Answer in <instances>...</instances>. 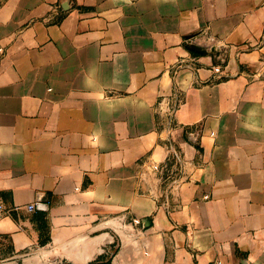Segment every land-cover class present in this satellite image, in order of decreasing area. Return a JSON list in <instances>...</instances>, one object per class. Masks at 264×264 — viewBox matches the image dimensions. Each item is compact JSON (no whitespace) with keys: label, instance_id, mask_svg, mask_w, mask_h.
Segmentation results:
<instances>
[{"label":"crops","instance_id":"obj_1","mask_svg":"<svg viewBox=\"0 0 264 264\" xmlns=\"http://www.w3.org/2000/svg\"><path fill=\"white\" fill-rule=\"evenodd\" d=\"M0 206L16 250L264 264V0H0Z\"/></svg>","mask_w":264,"mask_h":264},{"label":"rangeland","instance_id":"obj_2","mask_svg":"<svg viewBox=\"0 0 264 264\" xmlns=\"http://www.w3.org/2000/svg\"><path fill=\"white\" fill-rule=\"evenodd\" d=\"M80 240L76 243V239L72 241V246L70 244H52L42 246L40 249H23L16 250L12 240L8 236L0 234V264H111L112 256L111 252H116L119 246L115 243L114 247L109 251L108 254L104 253L98 256L97 259L88 262H81L74 259H70V248L71 251L78 250L75 253L76 257L85 261L92 256V251L97 249L92 246L95 245L96 238L89 240L86 237H78ZM81 244V245H80ZM91 244V247H90ZM83 247H80L82 246ZM75 248V250H73ZM92 249V251H91ZM109 257V258H108Z\"/></svg>","mask_w":264,"mask_h":264},{"label":"built area","instance_id":"obj_3","mask_svg":"<svg viewBox=\"0 0 264 264\" xmlns=\"http://www.w3.org/2000/svg\"><path fill=\"white\" fill-rule=\"evenodd\" d=\"M214 71L215 72H220L221 71V67L219 66H214ZM164 98L165 96L163 97V101H164ZM190 136H191V139H192V142L194 143V145L196 146L197 143H198V134L195 133V132H191L190 133ZM152 169L156 172H159L161 171L162 169H165L162 165H159V164H153L152 165ZM2 206H0L1 208ZM29 209L33 210V209H45L46 208V204H43V203H39V204H32V205H29L28 206ZM140 221L139 220H134V223H139Z\"/></svg>","mask_w":264,"mask_h":264},{"label":"bare ground","instance_id":"obj_4","mask_svg":"<svg viewBox=\"0 0 264 264\" xmlns=\"http://www.w3.org/2000/svg\"><path fill=\"white\" fill-rule=\"evenodd\" d=\"M76 240H78V239H76Z\"/></svg>","mask_w":264,"mask_h":264}]
</instances>
